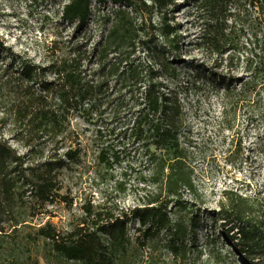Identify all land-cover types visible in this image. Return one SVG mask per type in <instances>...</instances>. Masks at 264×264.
I'll return each mask as SVG.
<instances>
[{
  "label": "rangeland",
  "instance_id": "1",
  "mask_svg": "<svg viewBox=\"0 0 264 264\" xmlns=\"http://www.w3.org/2000/svg\"><path fill=\"white\" fill-rule=\"evenodd\" d=\"M73 1L0 0V145L10 148L21 164L11 174L16 183L13 206L0 215V264H82L43 254L39 230L50 225L67 232L87 212L93 217L110 209L123 214L144 205L152 190L147 172L132 156L102 164L95 146L88 143L94 130L78 116L70 117L69 129L77 130L88 153L63 171L47 167L53 125L39 127L32 114L20 112L22 100L6 73L10 56L47 67L53 42L80 36L83 41L89 38L92 47L116 21L134 25L139 59H147L149 49L164 43L162 28L179 42L173 65L179 74L182 140L194 188L184 194L189 201L186 211L177 213L196 219L195 242L183 261L176 263L163 254L152 264H264V256L251 262L239 253L234 245L237 228L230 233H236L235 240L228 241L223 233L226 224L218 217L228 191L249 198L253 210L264 206V90L255 66L247 67L248 50L253 48L248 40L253 38L245 9L238 2L225 3L221 21L232 50L222 56L233 61L232 67L227 62L216 67L222 57L210 45L216 13L202 0H86L90 18L80 31L77 21L66 23L62 18ZM210 71L232 75L234 81L222 84L209 76ZM36 109L31 106L27 111ZM145 258L134 255L130 263L149 264Z\"/></svg>",
  "mask_w": 264,
  "mask_h": 264
},
{
  "label": "trees",
  "instance_id": "2",
  "mask_svg": "<svg viewBox=\"0 0 264 264\" xmlns=\"http://www.w3.org/2000/svg\"><path fill=\"white\" fill-rule=\"evenodd\" d=\"M202 1L216 13L217 29L210 45L220 56L232 50L228 49V35L221 21L225 3L238 2L245 9L253 38L248 40L253 48L248 50L247 67L255 66L254 74L264 90V0ZM89 15V3L74 0L62 18L66 23L77 21L80 31ZM162 29L164 43L149 49L147 59L135 56L136 30L132 23L122 21H116L92 47L89 38L83 41L80 36L69 42H53V56L47 67L18 56L8 57L6 73L8 82L14 84L13 92L22 100L24 109L20 112L32 114V121L39 127L53 125V152L47 167L63 171L88 153L89 146L77 130L69 129L70 117L78 116L93 128L88 143L95 146L102 164L110 166L111 162L132 156L152 184L145 204L123 214L115 215V210L110 209L93 217L87 212L67 232L50 225L40 229L39 237L45 244L43 254H56L68 262L82 264H131L134 255L142 254L152 264L167 254L177 263L194 246L196 219L188 220L177 213L186 211L189 201L184 194L194 188L182 140L185 121L179 74L173 65L179 57V42ZM232 61L222 56L216 67L225 62L232 67ZM209 76L222 84L234 81L232 75L213 71ZM31 106L36 111H27ZM10 150L0 145V215L13 206L16 183L11 174L21 167ZM225 194L228 202L218 213L227 227L225 237L233 242L236 233H230L237 228L239 239L234 245L239 253L250 257L251 262L255 257L260 260L264 256V206L260 204L259 210H253L249 198L230 191Z\"/></svg>",
  "mask_w": 264,
  "mask_h": 264
}]
</instances>
